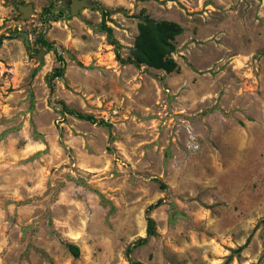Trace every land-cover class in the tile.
<instances>
[{"label": "rangeland", "instance_id": "obj_1", "mask_svg": "<svg viewBox=\"0 0 264 264\" xmlns=\"http://www.w3.org/2000/svg\"><path fill=\"white\" fill-rule=\"evenodd\" d=\"M68 4L0 0V264H264V0Z\"/></svg>", "mask_w": 264, "mask_h": 264}, {"label": "trees", "instance_id": "obj_2", "mask_svg": "<svg viewBox=\"0 0 264 264\" xmlns=\"http://www.w3.org/2000/svg\"><path fill=\"white\" fill-rule=\"evenodd\" d=\"M107 13V12H106ZM105 16L107 14H104ZM105 16L101 23V28L111 38V43L119 45L113 38V29L106 24ZM183 33V27L174 21L161 20L157 21L151 17L143 16L138 24V34L135 38L134 47L131 51V58L128 60L136 65L146 64L148 66L163 69L166 72L179 71V65L173 57L176 51V38ZM41 42L45 45H50L45 40L41 39ZM2 39H0V44ZM51 46V45H50ZM117 57L120 59L119 53ZM121 61H124L121 59ZM62 75V68H55V73L52 77ZM69 112L80 119H85L91 122H97L95 118L88 114H82L73 110ZM100 124H106L104 121H100ZM107 125V124H106ZM151 205L149 209L153 208ZM148 235L155 234L154 220L148 217ZM69 249L78 255L79 247L75 244H69ZM242 247L239 248V250Z\"/></svg>", "mask_w": 264, "mask_h": 264}, {"label": "water", "instance_id": "obj_3", "mask_svg": "<svg viewBox=\"0 0 264 264\" xmlns=\"http://www.w3.org/2000/svg\"><path fill=\"white\" fill-rule=\"evenodd\" d=\"M89 5L88 0H74L71 2L72 6V14H79V9ZM20 10L23 12L24 17H27L30 15V12H32L33 8L32 5H27V6H19Z\"/></svg>", "mask_w": 264, "mask_h": 264}, {"label": "flooded vegetation", "instance_id": "obj_4", "mask_svg": "<svg viewBox=\"0 0 264 264\" xmlns=\"http://www.w3.org/2000/svg\"><path fill=\"white\" fill-rule=\"evenodd\" d=\"M50 2H53L54 0H49ZM66 1H69V4H68V6H69V9L70 10H72V6H71V2H73L74 0H66ZM81 1V0H80ZM90 0H88V2H89ZM14 5L16 6V8L18 9V10H20V8H19V6L20 5H22V4H18L17 3V1H15L14 2ZM27 5H32V8L34 9V5L33 4H26L25 6H27ZM23 6V5H22ZM84 8V7H83ZM83 8H81V9H79L80 11L83 9ZM23 12L21 11V14H22Z\"/></svg>", "mask_w": 264, "mask_h": 264}]
</instances>
